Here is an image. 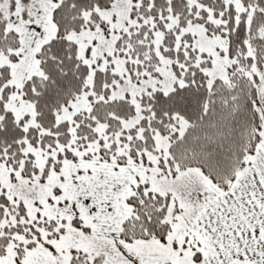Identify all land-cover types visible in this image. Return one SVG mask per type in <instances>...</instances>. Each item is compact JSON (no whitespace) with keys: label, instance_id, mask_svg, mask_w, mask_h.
Here are the masks:
<instances>
[{"label":"trees","instance_id":"16d2710c","mask_svg":"<svg viewBox=\"0 0 264 264\" xmlns=\"http://www.w3.org/2000/svg\"><path fill=\"white\" fill-rule=\"evenodd\" d=\"M49 1L54 4L51 20L56 34L35 55L41 75L30 77L20 90L22 98L34 106L38 127L24 130L28 117L17 122L6 109L13 92L9 85L11 71L8 65L0 66V162L11 170H17L22 164L20 174L28 179L37 174V170L33 157L23 153L26 143L47 153L55 150L57 145L67 147L71 141V125L68 122L57 123L56 116L87 90L89 69L79 59L76 44L67 36L85 30L104 31L106 23L102 21L100 12L110 9L115 0ZM239 1L246 9H253L248 26L246 13L238 16L234 7L226 5L223 0H199L197 5L186 0H132L129 18L136 21L137 26L116 40L117 57L124 59L131 78L134 77V69L146 68L154 72L153 32L160 30L163 34L162 53L171 60V69L182 85H175L167 94L161 90L141 93L138 99L141 118L134 128L125 129L123 122L134 118L136 109L127 96L110 99L114 82L118 81L116 73L96 70L88 96L91 109L73 117L77 144L85 146L94 142L97 137L93 129L99 123L104 124L112 144L107 150H99L103 161L109 160L117 139L121 146L128 147L127 155L134 163H145L141 151L146 149L158 156L160 174L174 175L196 167L219 188L228 190L239 171L249 163L261 140L259 130L262 126L256 79L249 77L248 72L253 64L258 68L264 64V0ZM37 2L6 0V10L0 8V57H7L11 63L17 61L14 53L20 40L17 33L9 29L8 15L18 9L20 22L31 23L36 16ZM198 5L210 10L222 24L210 22L207 13ZM169 17L176 19V24L167 28ZM151 21L153 27L150 26ZM188 22L201 23L207 32L226 39L227 57L232 61L227 81L219 78L209 81L204 73V69L210 66L209 59L198 52L189 34H181ZM246 42L252 48L253 57L247 56ZM177 119L187 124L182 133L178 132ZM41 130L46 134L41 135ZM138 130H141V139L135 138ZM126 133L132 135L129 142ZM155 133L168 137L167 157L154 149ZM63 160L75 161L77 158L67 150L56 155V162L48 158L40 181L51 170L59 171ZM125 161L116 160V164L123 165ZM126 202L131 213L121 225L120 238L126 242L148 239L164 242L170 231L165 219L169 197L149 191L147 184H138ZM8 212L15 214L17 221H27L23 204H11L3 193L0 195V223ZM71 224L82 228L78 219L72 220ZM33 225L51 232V237H58L63 231L62 228L55 231L56 224L51 221H34ZM33 225L17 224L3 228L0 255L5 253L13 234H22L29 240L34 235L39 240ZM33 246L34 243L30 242L25 248ZM22 255L19 246L16 260ZM70 256L69 264L102 262L100 256L89 261L86 254L78 251H71ZM194 259L198 260V255Z\"/></svg>","mask_w":264,"mask_h":264},{"label":"rangeland","instance_id":"374dc122","mask_svg":"<svg viewBox=\"0 0 264 264\" xmlns=\"http://www.w3.org/2000/svg\"><path fill=\"white\" fill-rule=\"evenodd\" d=\"M37 1L36 16L31 23L20 22V13L18 9L13 14L8 15L9 29L17 33L20 40L19 48L14 53L17 56V61L11 63L8 61L7 57H0V66L8 65L12 75L9 85L12 87L13 92L11 93L10 99L8 98L9 101L6 104V109L12 114L14 113L13 116L15 115L17 122L22 120L25 116L28 117V120L23 126L24 130L36 128L38 125L35 121L33 104L27 101L22 102L19 96L21 93L20 86L22 82L28 80L30 77L41 75L38 60L35 56L36 52L42 45L53 39L56 34V27L51 20V13L54 4L49 0ZM186 1L191 5H197L199 0ZM223 1L226 5H232L238 16L246 13V24L247 26L249 25L252 17V8L246 9L242 6L239 0ZM132 4V0H115L110 9L101 11V19L106 23L104 31L99 29L85 30L78 33H71L67 36L69 40L76 44L79 59L89 69V74L86 79L87 90L82 92L74 104L71 103L66 108H63L60 111L62 113L59 116H56L57 123L68 122L71 125V141L67 147L57 145L56 149L51 150L50 153H47L39 147H34L26 143L27 147L25 145L26 148L23 150V153L25 155L29 154L33 157V165L37 170V174L29 179L20 174L23 168L22 164H20L17 170H11L8 168V170L12 172L11 178L9 171L4 168L6 166L4 164L1 165L3 170L0 178V192H3L1 191L2 189L5 190L4 194L7 196L8 201L11 204H23L26 211L27 221L24 219L17 221L15 219V214L8 212L7 216L0 223V235H3L2 230L5 227H13L17 224L33 225L34 221H51L56 224L55 231L64 226L63 219L67 220L70 224L69 220L71 218L76 219V217L80 215L81 210L80 207H76L72 203L68 206H64L65 208L61 212L58 208H55L58 207L56 204L58 199H56L55 196L57 195V190L61 189V184L63 188L66 184L68 186H73L72 175L77 167L89 168L91 172H93L94 169L96 175L98 176L100 174L103 178V171L100 170L98 163L95 161H97V158L101 159L99 150H107L112 144L109 136L105 132L106 125L100 123L97 124L93 129L97 139L85 146L77 144L75 126L73 125V117L75 115L88 112V105L91 109L88 96L90 94V88L96 70L101 72L110 70L111 72L116 73L118 81L114 82L110 99H122L127 96L131 105L136 109V116L129 121L123 122L125 129L134 128L141 118L138 105V99L141 93L161 90L164 94H167L173 90L175 85H182V82L175 77L171 69V60L162 53L163 34L160 30H154L153 32V53L156 58V63L153 67L154 72L147 71L146 68L140 71L134 69V77L131 78L129 72L124 66V59L119 56L117 57L115 51L116 40L121 34L127 33L129 29L137 26L136 21L129 18ZM0 8L3 11L6 10V0H0ZM198 8L203 9L207 13V19L210 22L216 25L222 24L221 20L213 17L211 11L206 7L198 5ZM14 17L15 22H13ZM169 21L170 24L167 25V28L176 24V19L174 18L169 17ZM150 26H154L152 21L150 22ZM181 34H189L192 37L193 44L198 52L205 54L209 59L210 66L204 69V73L207 75L209 81H212L215 78L227 81L228 68L232 65V61L227 57L226 39L207 32L206 28L201 23L197 24L188 22L186 27L182 29ZM246 49L247 56L253 57L252 48L248 42H246ZM248 75L249 77L256 79L255 87L259 100L258 111L262 120L259 134H262L264 130V64L262 68H258L253 64ZM84 109H86V111ZM177 124L179 133H182L187 127V124L182 119H177ZM39 133L41 135L46 134V131L41 130ZM126 134V140L128 142L131 141L132 135L129 133ZM135 138L141 139V130H138ZM153 138L154 149L161 152L162 156L167 157L169 144L168 137H163L160 134L155 133ZM115 145V150L109 154V160L106 161L116 164V160H126L123 164L129 165L118 168L116 173L112 172L113 178L110 181L111 183L109 186L113 191H111L108 196L111 209L107 210L110 216H114L117 209H120L118 192L124 190L131 182H142L143 178L149 176L156 169L160 172L157 166L158 156L156 154H153L146 149L142 150L141 152L145 158V163H134L127 155L128 147L126 145L121 146L117 139ZM64 150L69 151L72 155L76 156V158L79 157L83 159L78 163L70 160L65 161L63 163L62 175H58L57 172L49 173L43 181H40L47 159L50 158L56 162V155L58 153L62 154ZM86 159L92 160L86 161ZM102 178L101 180L103 181ZM65 193L66 192L64 191L62 192L61 199L63 200H66L68 196ZM55 218H59L57 219L59 221L51 220ZM33 228L40 233L38 234L42 239L46 238V230L37 228L36 225H33ZM32 238H35V236L32 235ZM25 240L26 238L22 234H13L10 242L11 245L14 246L15 244L19 247V244Z\"/></svg>","mask_w":264,"mask_h":264},{"label":"crops","instance_id":"0c3cea01","mask_svg":"<svg viewBox=\"0 0 264 264\" xmlns=\"http://www.w3.org/2000/svg\"><path fill=\"white\" fill-rule=\"evenodd\" d=\"M19 96L25 102L21 93ZM260 137L249 163L239 171L228 190L219 188L196 167L174 175L160 174L156 169L142 182H131L118 192L120 209L114 216L107 212L111 209L108 196L113 191L109 186L112 172L129 164L117 165L97 158L95 162L103 171V178L94 169L91 172L89 168L77 167L72 175L73 186L66 184L68 188H63L61 184L57 190L55 208L61 212L71 203L80 207L76 219L87 231L71 224L75 218L69 220L70 224L63 219V231L58 237H51L46 231V238L42 239L38 232L39 240L35 237L19 244L23 255L18 261V246L10 242L0 255V264H69L71 251L86 254L89 261L100 256L101 264H264V130ZM81 159L77 157L72 162ZM89 160L92 159H86ZM65 161L61 162L58 175H62ZM2 164L5 163L0 162V178ZM9 173L11 178L12 172ZM138 183L147 184L148 190L155 194L169 197L165 219L170 231L164 242L156 239L126 242L120 238L121 225L131 213L126 200ZM1 191L0 195L5 190ZM63 191L68 195L66 200L61 199ZM57 219L51 220L58 222ZM30 242L34 246L25 248Z\"/></svg>","mask_w":264,"mask_h":264},{"label":"snow or ice","instance_id":"6c2138e0","mask_svg":"<svg viewBox=\"0 0 264 264\" xmlns=\"http://www.w3.org/2000/svg\"><path fill=\"white\" fill-rule=\"evenodd\" d=\"M13 22H15V17L13 18Z\"/></svg>","mask_w":264,"mask_h":264}]
</instances>
